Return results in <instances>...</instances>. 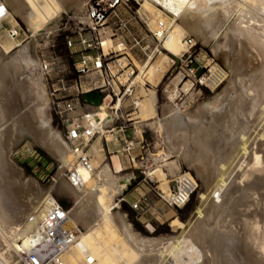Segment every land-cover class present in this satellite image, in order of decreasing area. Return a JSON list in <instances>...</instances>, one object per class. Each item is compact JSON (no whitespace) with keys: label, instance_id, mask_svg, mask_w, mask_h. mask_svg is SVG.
I'll return each instance as SVG.
<instances>
[{"label":"rangeland","instance_id":"rangeland-1","mask_svg":"<svg viewBox=\"0 0 264 264\" xmlns=\"http://www.w3.org/2000/svg\"><path fill=\"white\" fill-rule=\"evenodd\" d=\"M81 1L84 5L88 0ZM141 7V3L137 0H129L127 5L119 9L120 14L128 20L127 27L120 34L127 40L132 35L138 36L142 39L141 43L148 46L149 50L146 52L150 54L148 57L149 61L147 59L142 64L147 57L142 52L134 49V63L138 67L139 72H137L138 74L136 73L137 75L132 81L134 83L132 93L130 95L126 94L118 99L120 100V109L118 112L121 114V117L115 121L113 119L114 111L110 109L117 104L118 100L112 102L108 107L107 104L103 103L101 105L103 108L82 105L83 108L91 109V111H95L98 114H109L104 119V122H106L104 129L115 126L112 132L103 129V136L98 137L91 144L90 150L93 158L91 167L89 168L90 173L99 175L97 173H101L103 169H107L116 180H123L130 179L135 170L139 171L138 177L132 184L126 186L114 199V202L118 204V207L114 211L122 219L123 223L125 222V226L132 235L140 239L150 241L154 239L161 242H169L180 237L189 238L206 255V258L210 260V257L214 256L219 264H264V253L261 251L259 244L251 239L249 235V242L251 241L249 245L244 239V232H248V227H245L244 224L247 221L245 219L253 217L256 214L255 219L258 222L260 221V226L263 220H261L260 211L250 207L249 201L248 199L246 200L242 191L244 188L243 185L231 187L226 201L222 205V211L227 214V218L223 220L221 227L211 226L210 231L205 236L199 234L200 229L204 227L207 221L201 217V209L208 199L210 188L214 187V182L209 186V183L200 176L198 170L186 159L184 149L188 139L193 135L192 137L196 138L201 146L210 154L212 161L221 164L225 161L228 150L233 149V147L235 148L233 146L235 144L239 146L245 140L246 127L242 125L243 119L237 116V119H235L237 123L234 121V124L225 118V112L217 111L216 98L220 90L222 91L226 86L227 80L219 85L218 88H212L210 85V88H208L185 75L184 63L180 60V55L184 49H182L184 46L183 39V46L176 48V51L178 50L177 53L173 50L175 53L173 55L176 59L175 63L171 66L168 53L171 55L172 53L167 52L164 47L167 32L172 31V28H170L169 14H157L151 12V10H149L150 13H147L142 11ZM31 13L34 14V10L32 11L31 9ZM84 15L86 16L85 7ZM81 16L76 14L74 9L70 8L61 18L57 28L50 30L49 33L37 42V57L40 69L27 61V52L21 49L23 44L27 43L30 38L27 25L21 18L15 17L12 22L16 23L18 21L23 26L27 33L26 42L16 47L6 39L0 40V46H6L9 50L21 49L14 58V61H17V64H20L19 66L21 68L17 72H24L23 74L19 72L21 76L34 82V77L38 75L37 71L39 70L41 72L48 97L47 104L42 113L46 127L44 137L49 138L51 135L53 138L56 136L69 149L70 147L64 139L62 125L56 119L49 103L48 84L51 80L55 81L57 77L62 76L65 79H71L75 76L74 62L76 61L77 54L74 50L76 48L69 49L66 45L65 37L72 35L79 24H85L82 21L83 16ZM159 23L163 24L162 26L167 28V31L161 43V45L164 44V48H162L161 53H154L155 41L150 31L159 29ZM188 36L195 41V45L192 48V56L194 57L192 64L201 65L198 73L203 72L206 74L208 71L210 72L209 75L206 74L204 79L209 78L214 66L227 72L222 53L219 50H214V41L204 44L191 34L184 35V37ZM102 40L105 47L111 41L108 35L104 36ZM217 46L220 49H229L230 51L232 44L225 41L220 44L217 43ZM42 59H46L50 63L49 70L46 74L41 65ZM87 95H97L98 98L95 102L100 101L101 97L96 93L90 92L85 96ZM133 100H136L135 102L140 101L143 108L133 105ZM166 105L175 108V112L168 117V130L172 141L170 144L164 140V136L161 130H159L158 125V121L162 118L161 111ZM230 105L231 102L228 103L226 111L230 109ZM7 107L0 106V125L4 122L2 120V114L3 110ZM21 117L17 116L15 119L18 121ZM238 117L240 120H238ZM196 118H198L199 125H197ZM232 124L234 125V130L238 128L237 132H234L236 135L230 130ZM120 125L124 126L126 137L134 135L136 139L140 140L142 135L143 141L138 143L133 150V154L137 155L138 159L135 164L128 162L122 150L124 136L118 131V126ZM228 130H230L232 135L227 134L229 132ZM237 133L239 134L237 135ZM242 134H244L243 138ZM18 135L11 144L9 155L11 164L13 163L12 165L17 170L13 174H16V178L12 176L13 184H15L13 201L17 203H15L16 209L18 204L23 205L30 199L32 200L31 204H33V207L37 205L34 211L36 212L43 201L52 194L56 199L61 201L68 212L72 211L79 204L70 199L63 188L64 184L68 183L65 175L68 167L61 168L59 160L34 139L28 128V123L24 120L21 121ZM106 136H110L109 140L105 139ZM235 138L236 140L241 139L242 141L239 142L240 140H237L238 142L235 143ZM141 146L143 147L141 148ZM112 154H117V158L122 166V172H119L121 170L119 167L115 168L111 164L110 157ZM142 156L143 158L140 159ZM184 175L193 176L197 182V189L183 207H173L167 204L161 195L167 196L169 188H173L176 179ZM142 196L147 198V204L143 205L142 211L137 212L131 207V203L140 199ZM256 197L263 200L264 190L256 191ZM103 223L105 224V222ZM106 223L115 231L114 233L101 230L104 224L100 222L84 237L78 234V240L75 245L64 254V264H71L70 260L73 255L84 256L86 254L84 257H88V247L92 248V250L98 247V250H94L95 253L97 251L94 264L98 262L102 263V260L104 264H117L115 257L118 252L124 250L123 235L111 222L108 221ZM69 226L71 227V225ZM243 226L247 229H243ZM73 227H79L80 231H85L83 225L76 224ZM195 229L198 232L194 231ZM236 243L238 245L241 244L239 246L240 249H234V244ZM247 250L248 252H246ZM83 251H86V253L84 254ZM3 252L6 251L3 250ZM168 257L166 258L168 259ZM4 258L2 257L0 260ZM19 264H23L22 259Z\"/></svg>","mask_w":264,"mask_h":264},{"label":"bare ground","instance_id":"bare-ground-1","mask_svg":"<svg viewBox=\"0 0 264 264\" xmlns=\"http://www.w3.org/2000/svg\"><path fill=\"white\" fill-rule=\"evenodd\" d=\"M2 1L9 8L11 21L15 17H19L26 23L30 38L27 43L23 44L26 41L22 43L21 49L27 52V61L38 69L40 68L37 42L50 30L57 28L61 18L70 8L74 9L76 14L83 16L82 21H88L87 16L84 15L85 3L83 5L81 0ZM137 1L141 3V9L144 12L150 13L149 10H151L157 14H169L172 31L167 32L165 39L164 47L167 52L173 55V50H175L177 53L176 48L182 47L184 44H182L184 35L191 34L204 44L214 41V50H219L222 53L227 72L214 66L212 74L206 80L209 81L212 88H218L221 83L227 80L226 86L222 91L220 90L216 98L217 111L225 112V118L232 123L237 119V116H240L243 119L242 125L246 127L243 126L246 136L243 140L244 134H242V138H240L243 142L238 144L239 146L233 145L235 148L228 150L227 157L221 164L212 161L210 154L196 138L192 137L193 135L186 143L184 149L186 159L198 170L200 176L209 183V186L214 182V187L210 188L208 199L206 203L204 201L205 205L201 209V217L207 221H204V227L200 229L199 234L205 236L211 226L221 227L223 220L227 218V214L222 211V205L226 201L231 187L243 185L242 191L246 200L248 199L251 208L260 211L263 223L261 222V226L259 225L260 221L255 219L256 214L246 218L247 221L244 224L245 227H248V232L243 231L249 234L244 232L245 238L242 237L249 245L250 236L259 244L264 253V199L260 200L259 197H256V191L264 190V0ZM31 9L34 10V14L31 13ZM159 25L162 24L159 23ZM225 41L232 44L230 51L217 46V43ZM21 49L9 50L6 46H0V104L8 106L3 110V118H1L4 122L0 125V258L5 257L0 260V264H19L20 260H23L21 253L30 249L37 240L36 228L41 216L45 213L48 199L46 196L47 198L36 212L34 211L37 205L33 207L30 199L23 205L18 204L17 209L15 206L17 203L15 202V204L13 201L15 184H13L12 176L15 177L16 174H13L17 170L12 165L13 163L11 164L9 155L12 142L19 136L21 121L24 120L28 123L31 135L59 160L61 168H69L75 161L73 152L59 138L56 136L52 138L51 135L49 138L44 137L46 127L42 113L48 100L45 85L39 70L37 71L38 75L34 77V82L21 76L24 72H17L21 68L14 58ZM27 61L25 60V62ZM216 77L221 79L220 84L216 83ZM85 98L90 102H95L98 96L87 95ZM229 102H231L230 109L226 111ZM101 105L102 103L98 107L103 108ZM119 105L120 100L113 106V110H118ZM135 105L143 108L140 101L135 102ZM174 112V107L164 106L161 111L162 118L158 121L159 130H161L164 140L169 144L172 141L168 130V117ZM108 115L99 113V121L105 125L104 119ZM17 116L22 117L17 121L15 119ZM196 119L197 125H199L198 118ZM238 120H240L239 117ZM233 126L232 124L230 130L236 133L238 128L234 130ZM230 130L227 134L232 135ZM241 139L237 140L241 142ZM237 140L234 142L237 143ZM80 173L83 179L82 186L72 187L68 182L63 187L70 199L79 204L68 212L67 224L71 226L83 225L85 231H80L79 234L84 237L100 222L102 224L105 222L101 230L114 233L115 231L106 223L111 222L123 235L124 250L118 252L117 256L115 255L117 264H219L214 256H211L210 260L206 258V255L189 238L180 237L169 242L154 239L150 241L140 239L129 232L125 222L123 223L114 211L118 207L114 199L119 192L131 185L138 177V170L134 171L130 179L123 180H116L107 169L97 173L99 175L91 174L89 169H81ZM184 176H180L176 180H180ZM245 227L243 226V229H247ZM194 231L198 232L197 229ZM77 240L78 236L66 252L75 245ZM239 246L241 244H234V249H240ZM97 248L92 250L88 247V257H84L86 251H83L84 256L73 255L70 263L94 264L97 254V251L95 253L94 250ZM96 264H104V261Z\"/></svg>","mask_w":264,"mask_h":264},{"label":"built area","instance_id":"built-area-1","mask_svg":"<svg viewBox=\"0 0 264 264\" xmlns=\"http://www.w3.org/2000/svg\"><path fill=\"white\" fill-rule=\"evenodd\" d=\"M128 1L88 0L86 2L85 14L88 21L83 25L79 24L72 35L65 37L67 47L76 48L74 50L77 54L74 62L75 76L71 79L57 77L55 81L51 80L48 84L51 109L62 125L64 139L75 156L74 163L66 169L65 174L72 187L82 186L80 170L91 167L93 158L91 144L95 139L103 136L102 131L105 127L104 123L99 121L97 112L83 108L82 105L98 108L99 104L107 98L108 107L124 95H130L133 91L132 81L139 72L134 63V49L147 57L142 64L150 55L146 52L149 50L148 46L141 43V38L132 35L127 40L120 34L127 27L128 20L120 14L119 9L127 5ZM9 17L8 6L0 0V40L8 39L17 47L27 39V33L18 21L13 23ZM162 25L159 29L150 31L155 41L154 53H161L164 48L161 43L165 38L166 28ZM106 35L111 41L105 47L102 38ZM183 43L185 47L180 60L184 63L185 75L200 85L210 88L209 81L204 79L210 72L198 73L201 65L192 64L194 58L192 48L195 41L188 36L183 38ZM168 56L172 66L176 58L169 53ZM41 63L46 74L50 63L46 59H42ZM216 79V83L220 84L221 79L217 77ZM90 92L99 94L103 99L97 104L88 101L85 95ZM135 101H132L133 105ZM118 110L114 109L115 121L121 117ZM114 128L115 126H110L104 130L112 132ZM118 131L124 136L122 148L124 155L129 163L135 164L138 159L137 155L133 154V150L143 141L142 135L140 140L134 135L126 137L123 125L118 126ZM142 158L143 156L140 159ZM196 189L197 182L193 176H184L175 181L173 188H169L167 196L161 195V197L173 207H183ZM146 199L142 196L131 203V207L137 212L142 211L143 205L147 204ZM67 220V208L50 194L46 201L45 213L41 216L36 228L37 240L30 249L21 253L23 264H64V254L80 232L79 227H70Z\"/></svg>","mask_w":264,"mask_h":264},{"label":"crops","instance_id":"crops-1","mask_svg":"<svg viewBox=\"0 0 264 264\" xmlns=\"http://www.w3.org/2000/svg\"><path fill=\"white\" fill-rule=\"evenodd\" d=\"M103 99V98H102ZM107 104V98L104 100V102H102V104ZM113 110V107L111 108ZM114 111V110H113ZM111 136V135H110ZM110 136H106V140H109ZM110 160H111V164L116 168V167H119V172H122V166L117 158V154H112L111 157H110Z\"/></svg>","mask_w":264,"mask_h":264},{"label":"water","instance_id":"water-1","mask_svg":"<svg viewBox=\"0 0 264 264\" xmlns=\"http://www.w3.org/2000/svg\"><path fill=\"white\" fill-rule=\"evenodd\" d=\"M92 93H93V92H92ZM96 94H97V93H96ZM98 95H99V94H98ZM99 96H100V95H99ZM100 97H101V96H100ZM99 102H100V101H97V102H94V103H96V104H97V103H99Z\"/></svg>","mask_w":264,"mask_h":264}]
</instances>
